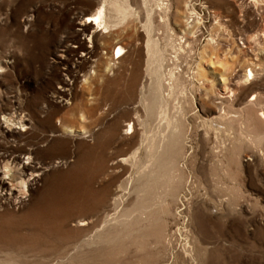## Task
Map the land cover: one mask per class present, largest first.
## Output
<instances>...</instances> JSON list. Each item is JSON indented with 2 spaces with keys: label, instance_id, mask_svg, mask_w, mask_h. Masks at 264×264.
Returning a JSON list of instances; mask_svg holds the SVG:
<instances>
[{
  "label": "rangeland",
  "instance_id": "obj_1",
  "mask_svg": "<svg viewBox=\"0 0 264 264\" xmlns=\"http://www.w3.org/2000/svg\"><path fill=\"white\" fill-rule=\"evenodd\" d=\"M95 1L0 0V105L14 94L39 98L40 103L50 96L57 87L49 64L58 39L67 29L75 31L71 21L77 22ZM164 2L167 17L161 20L156 11L152 32L165 58L162 97L157 76L149 74L142 0H132L139 17H129L118 33L103 40V61L119 66L114 50L124 47L125 60L140 61L150 91L148 104L138 107L145 125L137 123L129 140L106 134L114 114L89 120L96 136L86 139L97 146V157L103 151L117 161L106 176L94 168L97 157L84 164L96 180L99 175L97 187L104 186L105 192L75 200L67 210L72 222L66 229L51 222L55 216L41 220L34 212L29 220L28 206L3 204L0 264H264V40L258 36L264 32V0ZM213 57L238 75L254 67L256 80L234 85V105L227 106L226 120H217L211 129L204 121L216 120L217 108L201 89L203 79L221 76L220 68L204 64ZM158 66L152 64L151 70ZM92 99L85 95L88 104ZM159 101L170 126L161 119ZM126 110L119 116L124 133L133 121L132 111ZM2 120L0 115V124ZM159 129L164 130V146ZM111 142L114 152L106 150ZM160 144L162 150L150 151ZM76 162L57 164L49 172L55 176L52 183H67ZM48 185L50 178L42 184ZM80 220L89 225L76 226ZM46 221L52 228L36 226ZM29 228L38 230L32 235Z\"/></svg>",
  "mask_w": 264,
  "mask_h": 264
},
{
  "label": "bare ground",
  "instance_id": "obj_2",
  "mask_svg": "<svg viewBox=\"0 0 264 264\" xmlns=\"http://www.w3.org/2000/svg\"><path fill=\"white\" fill-rule=\"evenodd\" d=\"M142 6L146 12V23L143 28L147 34L149 74L157 76L160 82L158 91L161 92L162 97L165 58L158 42L154 41L152 32L156 11L164 21L168 7L164 0H142ZM111 8L117 13L116 20L110 15ZM137 15L139 17V13L133 9L132 0H96L92 9L78 15L77 22L71 21L75 31L69 33L67 29L58 39L53 61L49 64V76L56 82L57 87L52 88L50 96L40 103L39 98L30 99L14 94L7 97L6 103L0 105V115L3 119L0 124V207L3 204L16 207L28 206L29 215H26V218L29 220L32 215L34 216V212L41 220H49L55 216L51 222L56 227V223H59L62 229H66L72 222L67 210H70L75 200L82 202L87 195L105 192L104 186L97 187L99 175L96 180V174L89 167L84 168V164L95 162L97 157V146L89 145L86 139L96 136L93 126L88 125L89 120L97 115L106 117L114 114L115 118L109 122L106 134H109V139L118 136L123 139L127 137L129 140L135 133L137 123L145 125L138 107L148 104L150 91L145 84L140 61L125 60V48L117 46L113 56L117 55L119 66L116 65L117 63L111 65V62L103 61L101 47L105 45L103 40L114 36L129 17ZM29 17H33V14ZM258 36L264 40V32L260 31ZM71 43L76 45L71 47ZM74 48L78 49L74 50ZM125 62L128 63L126 66H124ZM154 63L159 64L157 71L151 70ZM204 64L209 69L222 70L217 81L210 78L201 81L203 96L211 100L217 108L216 120L208 118L204 121V126L213 129L218 121L226 120L227 106L234 105L233 101L238 92L234 85L237 87L252 85L256 80V70L253 67L238 75L227 63L214 57ZM211 74L214 75L215 72ZM234 75H237L236 79ZM87 94L95 102L91 104L85 102ZM258 96H254L251 101H256ZM163 103L159 101L160 116L162 121H166L170 126L173 122L168 119ZM123 108L132 111L133 116V121L126 125V133L119 121V116L124 113ZM62 112H66V115L59 117ZM261 117L264 118V113H261ZM76 126H80L81 130ZM178 127L173 125L174 132H178ZM147 132L146 130L145 133ZM163 132L164 130L159 129L160 135H158L162 144L166 140ZM144 142H148V137H144ZM129 144L130 147L135 146L132 141ZM162 144L150 148V151L153 150L155 153L162 150L164 146ZM113 145L114 143L111 142L110 149L106 150L114 152V148H111ZM82 151L86 154L83 155ZM72 159L77 160V168L74 173L66 175L67 183H52L55 176L49 175V172L56 168L57 164H66ZM116 165L114 156H109L106 152L104 154L102 151L97 157L94 168L106 176L110 170L115 169ZM46 178H50V185L43 187ZM47 225L52 228L48 221L36 226L47 227ZM87 225H89L87 220H80L76 224L78 227ZM35 230L38 229L29 228L28 233L35 235Z\"/></svg>",
  "mask_w": 264,
  "mask_h": 264
}]
</instances>
